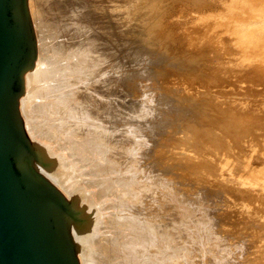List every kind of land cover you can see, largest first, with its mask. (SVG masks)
Returning <instances> with one entry per match:
<instances>
[{
  "label": "rangeland",
  "instance_id": "obj_1",
  "mask_svg": "<svg viewBox=\"0 0 264 264\" xmlns=\"http://www.w3.org/2000/svg\"><path fill=\"white\" fill-rule=\"evenodd\" d=\"M20 12L26 60L31 63L33 55L32 67L40 56L55 72L42 66L54 74L43 76L47 82L39 78L48 88L41 85L44 91L36 92L29 110L36 143L20 107L18 117L27 141L47 160H56L58 168L70 160L61 182L69 175L82 192L73 194L75 202L94 199L92 212L76 207L91 220L83 234L93 239L78 240L86 264H142L143 258L125 253L143 228L158 239L163 235L162 264H264V0H20ZM38 39L49 44L43 54ZM18 88L22 96L23 79L20 85L13 81V93ZM62 101L68 113L86 112L93 129L81 128L65 110L50 111L55 116L45 111ZM36 108L48 116L41 118ZM47 117L55 118V126L77 122L64 125L67 132L59 128L54 140ZM100 138L104 145L96 143H103ZM126 178L136 193L128 202L114 184ZM48 183L65 203L64 193Z\"/></svg>",
  "mask_w": 264,
  "mask_h": 264
},
{
  "label": "water",
  "instance_id": "obj_2",
  "mask_svg": "<svg viewBox=\"0 0 264 264\" xmlns=\"http://www.w3.org/2000/svg\"><path fill=\"white\" fill-rule=\"evenodd\" d=\"M26 75V33L20 0H0V264H86L78 240L90 223L68 197L44 183L57 179V161L27 142L13 81Z\"/></svg>",
  "mask_w": 264,
  "mask_h": 264
},
{
  "label": "bare ground",
  "instance_id": "obj_3",
  "mask_svg": "<svg viewBox=\"0 0 264 264\" xmlns=\"http://www.w3.org/2000/svg\"><path fill=\"white\" fill-rule=\"evenodd\" d=\"M30 1V0H29ZM31 8H32V6H31ZM31 11L33 12V11H35V10H32L31 9ZM35 12H33V14H34ZM36 14V13H35ZM38 14V13H37ZM35 16V15H34ZM34 18V17H33ZM38 19H39V17H37ZM35 20H36V18H35ZM35 20H33L34 21V24L36 23L35 22ZM36 25H42V24H36ZM34 27H35V25H34ZM42 28H45L43 25L41 26ZM40 27V28H41ZM36 28V33H38L37 31H38V29H37V27H35ZM47 29V28H46ZM39 31H40V29H39ZM45 31H47V30H45L44 29V32ZM42 33V32H41ZM38 36H40L39 34H38ZM48 37V36H47ZM45 39H47V38H45ZM51 39H52V36H51ZM48 40V39H47ZM46 40V41H47ZM38 41V52L41 54L42 53V51H47L48 49H47V47L46 48H44L45 46H47V45H49V44H47V45H45V46H42V41H41V39H38L37 40ZM44 42V41H43ZM48 42L50 43V41L48 40ZM52 42V41H51ZM44 44H46V42H44ZM51 44V43H50ZM52 45V44H51ZM52 47V46H51ZM53 49V48H52ZM49 51H52L51 50V48H50V50ZM54 51V50H53ZM43 54V53H42ZM45 54H46V52H45ZM43 55V56H46V55ZM54 54H56L55 52H54ZM39 55V54H38ZM32 56V59H31V63H32V61L34 60V58H33V55H31ZM50 56V55H49ZM48 56V57H49ZM59 57V56H58ZM83 57V56H82ZM44 58V57H43ZM56 58V57H55ZM73 58V57H72ZM84 58V57H83ZM82 58V59H83ZM80 59V58H79ZM92 59V58H91ZM49 60V59H48ZM56 60V59H55ZM61 60V59H60ZM57 61V60H56ZM65 61V60H64ZM67 61H69V60H67ZM66 61V62H67ZM76 61V60H75ZM78 61V60H77ZM83 61V60H82ZM43 61H42V58H40V56L36 59V62H35V64L31 67L30 65H31V63H29V59H27L26 60V68H28L29 66H30V68L29 69H27V71H26V75L24 76V78H23V80H24V86H25V91H24V93H23V95L21 96V98H20V104H19V107H20V113L22 114V116H23V118L25 119V121H26V129H27V132H29V134L31 135V137H32V140H33V142L35 141V143L37 142V139H36V137H35V133H34V131H37L36 129L33 131V128H34V126H33V128L31 127L32 126V120H31V115H30V111L29 110H32V109H30V107H31V103H32V100L34 99V97L36 96V92L38 93V94H40V93H42L41 91H40V89H42L41 88V85L43 84L42 82V84L41 85H39L38 83H40V80H39V78H42L43 76L45 77V74L47 75V74H49V76H53V74L54 73H52V75H50L51 73H48V71H46V70H44V72H43V70L42 69H47L48 68V66L46 67L45 65H47L46 63H45V65H43L44 64V62L42 63ZM61 63H64L63 61H61ZM60 63V64H61ZM68 63V62H67ZM87 63V62H86ZM30 64V65H29ZM51 64V63H50ZM57 64H59V63H57ZM52 65H55L54 63H52ZM65 65V64H64ZM42 66H45V68H42ZM67 67H68V64L66 65ZM49 67H52V66H49ZM54 67V66H53ZM70 67V66H69ZM55 68H53V71L55 72V70H54ZM47 70H49V69H47ZM52 70V69H51ZM45 71L47 72V73H45ZM53 71H50L49 70V72H53ZM41 72H43V73H41ZM57 72V71H56ZM97 75V74H96ZM44 77L42 78L43 79V81H46L45 79H44ZM39 80V81H38ZM47 82V81H46ZM15 83H17L16 81H15ZM45 83V82H44ZM47 84H49V83H47ZM18 85H20V82L18 83ZM44 86H43V88L45 87V85H46V83L45 84H43ZM47 86V88H48V85H46ZM51 88H53V87H51ZM45 89H46V87H45ZM39 91H40V93H39ZM42 91H44V89H42ZM45 91H47V92H49L48 90H45ZM47 92H45L46 94H47ZM51 92V91H50ZM49 92V93H50ZM45 93L43 92V96H46L47 97V95H45ZM18 94H21L20 93V89L18 88V90H17V93L15 92V93H13V96L14 95H18ZM51 94V93H50ZM85 95V94H84ZM92 95V94H91ZM39 96V95H38ZM41 96H42V94H41ZM52 96V95H51ZM36 98V97H35ZM47 99V98H46ZM46 99H44V100H46ZM48 100H49V97H48ZM86 100H87V98H86ZM97 99H92V100H90V101H93V104H95V101H96ZM85 101V100H84ZM89 101V102H90ZM65 102V101H64ZM63 101L62 102H60V104L59 105H56V104H54L53 105V107L51 108V107H49L51 104H48V103H45L47 106H48V108L46 109L45 107L46 106H39V108L40 107H42V109H46L45 111L48 113V112H50V111H57V110H59V112H60V110L62 111V112H64V110H65V112L67 111V107H64V105H66L65 103H64ZM86 102V101H85ZM88 102V103H89ZM97 102V101H96ZM92 103V102H91ZM92 104V105H93ZM43 105V104H42ZM85 105H88L87 103H85ZM98 105V104H97ZM56 106L58 107V109L56 108ZM67 106V105H66ZM89 106V105H88ZM87 106V107H88ZM93 106H96V104L95 105H93ZM100 106V105H99ZM61 107V108H60ZM69 108H70V106H68ZM74 107V106H73ZM39 108H36L35 109V111H36V113H37V109L39 110ZM42 109H41V112L39 113L41 116L42 115H44V116H48V115H46L47 113H44L43 111H42ZM48 109H49V111H48ZM78 109H80V108H78ZM78 109H77V111H78ZM84 109H86V108H84ZM72 110V109H71ZM81 110V109H80ZM79 110V111H80ZM33 111V110H32ZM72 111H75V110H72ZM85 111V110H84ZM88 112V111H87ZM44 113V114H43ZM51 113V112H50ZM78 113V112H77ZM82 113V114H81ZM79 115H77L76 114V112L75 113H73V112H71V113H68V111H67V113L65 114L67 117L69 116L70 118H76L77 117V120L79 119L80 121H78V122H81L80 124L79 123H75L76 125L75 126H77V129L78 130H80L79 129V127H78V125L77 124H79V125H81L80 127L81 128H84L83 127V125H85L86 126V128H88V126L89 125H87L88 124V122L90 123V121L88 120V116L84 113V112H81ZM10 114H11V119H13V121L15 122V124H17V120L18 121H20L19 120V117H18V113H17V109H10ZM38 114V113H37ZM38 114V115H39ZM54 114V113H53ZM52 113H51V115H53ZM56 115H59V117L61 116V114H57V113H55ZM96 114V113H95ZM39 115V116H40ZM65 115L63 114L62 116H64L63 118H66L65 117ZM97 115V114H96ZM102 115V114H101ZM100 115V116H101ZM104 115V114H103ZM53 116H55V115H53ZM78 116H80V117H78ZM94 117H95V115H93ZM34 117V115H33V113H32V119H34L33 118ZM102 117V116H101ZM41 118H44L43 116L41 117ZM62 118V119H63ZM70 118H68V123L70 124V122H71V126H73L72 125V121H73V123H74V121H76V120H72V121H70L69 122V119ZM103 118V117H102ZM47 119H48V121H49V117H47ZM57 119V121H59L58 120V118H56ZM60 119V118H59ZM61 119V120H62ZM94 119V118H93ZM44 120V119H43ZM51 120L53 121V120H55V118L54 119H50V122L48 123V124H51V125H53L54 123L52 122L51 123ZM65 120V119H64ZM96 121H97V116H96V119H95ZM103 120V119H102ZM45 121V120H44ZM92 121V120H91ZM99 121V120H98ZM54 122H56V121H54ZM61 121H59V123H60ZM77 122V121H76ZM104 122V121H103ZM96 123H99V125L98 126H100L101 124L100 123H102V122H96ZM20 124H21V122H20ZM25 124V123H24ZM34 124V123H33ZM40 124V123H39ZM55 124H57V123H55ZM55 124L53 125V129L54 128H57L58 126V128L54 131L53 129L51 130V128H45V130L46 129H48V131L49 130H51L50 132L55 136V135H57V134H54V133H56V132H58L57 130H59V132H58V135H57V137H59V133H60V129L62 128L63 130H65V132H67V131H69V130H66L67 128L69 129L70 128V125H68L67 123L65 124V122L63 121V124H59L58 126H55ZM90 124H92V122L90 123ZM93 124L94 125H97V124H95L94 122H93ZM103 124V123H102ZM60 125H62L61 127H60ZM64 125L66 126V125H68L67 126V128H65L64 129ZM55 126V127H54ZM91 126V128H88V129H93V127H92V125H90ZM89 126V127H90ZM52 127V126H51ZM21 128H22V125H21ZM60 128V129H59ZM73 128V127H72ZM76 127H74L73 129H75ZM103 128V127H102ZM101 128V129H102ZM73 129H71V131H75V130H73ZM100 129V128H99ZM98 129V127H97V129L95 128L94 130L95 131H97V130H99ZM105 129V128H104ZM104 129H102V130H104ZM81 130H83V129H81ZM85 130H87V129H85ZM93 130V132H95ZM70 131V132H71ZM77 131V130H76ZM84 131V130H83ZM22 132H23V129H22ZM49 132V133H50ZM70 132H68V133H70ZM84 132H86L87 134H88V136H89V133L88 132H91V131H84ZM47 134V136H48V132H46ZM63 133H64V131H63ZM72 133V132H71ZM69 134V135H74L75 133H72V134ZM78 133V132H77ZM96 133V132H95ZM126 133V132H125ZM23 134H24V132H23ZM51 134V136H50V134H49V136L48 137H52L53 135ZM81 134V133H80ZM82 134H84L85 135V133H82ZM81 134V136H83ZM92 134V132L90 133V136L89 137H91V136H93V134ZM97 134H99V136H100V131L97 133ZM68 135V134H67ZM79 135V133L78 134H76L75 136H78ZM62 136H64L63 134H62ZM67 136H66V134H65V138H66ZM79 137H80V135H79ZM87 137V136H86ZM53 138V137H52ZM81 138V137H80ZM83 139L85 138L84 136L82 137ZM81 138V140H83ZM126 138H128V137H126ZM45 139V138H44ZM56 139V136L54 137V140ZM76 139V138H75ZM89 139V138H88ZM88 139H86L85 138V140L87 141ZM91 139H93V140H95V138H92L91 137ZM91 139H90V141H91ZM53 140V141H54ZM59 140V139H58ZM61 140H63V139H61ZM68 140V139H67ZM85 140H83L82 142H84ZM100 140L103 142V143H101L100 141H98V142H96V141H94V143L96 142V143H100V144H102V145H104V140L102 139V138H100ZM107 140V139H106ZM125 140V139H124ZM65 141H66V139H65ZM76 141H78V140H76ZM80 141V140H79ZM89 141V140H88ZM28 142V141H27ZM62 142H64V140L62 141ZM42 143V142H41ZM67 143H69L70 144V142H67ZM72 143H74V142H72ZM78 143H80L81 144V142H78ZM89 143H91V142H89ZM55 144V143H54ZM64 144V143H63ZM76 144V143H75ZM93 144V143H92ZM111 144V143H110ZM60 145V144H59ZM84 145H86V144H84ZM87 145H88V143H87ZM93 145H95V144H93ZM98 145V144H97ZM96 145V146H97ZM46 146V145H45ZM55 146V145H54ZM64 146V145H63ZM66 146V145H65ZM73 146V145H72ZM75 146V145H74ZM90 146V145H89ZM88 146V147H89ZM95 146V150L97 149V147ZM112 146V145H111ZM78 146L76 145V148H77ZM83 147V146H82ZM116 147V146H115ZM56 148V147H55ZM79 148V147H78ZM77 148V149H78ZM86 147H84L83 149H85ZM99 148V147H98ZM65 149V148H64ZM80 149H81V147H80ZM79 149V150H80ZM83 149H81L82 151H83ZM71 150V152H72V148L71 149H69V151ZM87 150V149H86ZM86 150H84V152L82 153V151H81V153L82 154H84L85 152H86ZM90 150H91V148H90ZM100 150V149H99ZM113 150V149H112ZM51 151V150H50ZM49 150H48V152H50ZM96 151H98V150H96ZM120 151V150H119ZM52 152V151H51ZM89 152V151H88ZM87 152V153H88ZM73 153V152H72ZM79 154H80V152H78ZM97 153V152H96ZM48 154H51V153H48ZM67 154H68V152H67ZM86 154V153H85ZM98 154V153H97ZM97 154H96V156H97ZM51 155H54L53 153L51 154ZM60 155V154H59ZM62 155V154H61ZM60 155V156H61ZM80 156H81V154H80ZM84 157H85V155H83ZM87 156V155H86ZM90 156V155H89ZM95 156V159L94 158H92L93 160H96V159H98L97 157ZM98 156H100V154L98 155ZM52 157V156H51ZM63 156H61V158H62ZM66 157V156H65ZM78 157V156H77ZM82 157V156H81ZM93 157V156H92ZM102 157V156H101ZM100 157V158H101ZM115 157V156H114ZM54 158V157H53ZM67 158V157H66ZM79 158V157H78ZM87 158V157H86ZM58 159V158H57ZM73 160H74V158H72ZM102 159V161H105V160H103L104 158L102 157L101 158ZM65 160V159H64ZM67 160V159H66ZM92 160V161H93ZM99 160V159H98ZM121 160V159H120ZM69 161V162H68ZM87 161H88V159H87ZM101 161V160H100ZM129 161V160H128ZM58 162H59V160H58ZM62 162H64L63 164H60L61 162H59V164L61 165H59V168L57 167V172H59L58 174H57V179L55 180V181H51V182H53L55 185L54 186H57L58 188H59V190H61V192L62 193H64V195L68 198H70L75 204H76V207L79 209V210H82V209H84L85 211H87V212H90L91 210H92V203H91V205H89L90 204V202L92 201V200H94L92 197V199H91V201H90V196H89V199H87V201L89 202H82V203H76L75 202V196L76 195H78L77 193H76V195L74 196L73 194H75V192L77 191L78 193H79V189H75V186L72 184V182L70 181V177H69V175L68 176H66L67 177V179L65 180V182L63 183V182H61V177H64V173H62V172H60V171H65V167H64V165H66L67 167H68V163H70V160H67L66 162H68L67 164H66V162L65 161H62ZM94 162V161H93ZM120 162V161H119ZM126 162V161H125ZM80 163H82V162H80ZM84 163V162H83ZM82 163V164H83ZM89 163V162H88ZM96 163H98V162H96ZM103 163V162H102ZM107 163V162H106ZM112 163V162H111ZM111 163H109V161H108V164H106V165H109L110 164V166L113 164H111ZM74 164V163H73ZM86 164V163H85ZM90 164H92V163H90ZM101 164V163H100ZM69 165H72V164H69ZM102 166H103V164H102ZM102 166H100V167H102ZM71 167V166H70ZM72 167H74V165H72ZM104 167V166H103ZM102 167V168H103ZM107 167V166H106ZM112 167V171H116L115 169H117V168H115V167H113V166H111ZM97 168H99V167H97ZM113 168H114V170H113ZM61 169V170H60ZM110 169V167H108V170ZM120 169V168H119ZM130 169V168H129ZM79 170V169H78ZM100 170V169H99ZM77 171V170H76ZM96 171V170H95ZM94 171V172H95ZM98 171V170H97ZM109 172V171H108ZM129 172V171H128ZM82 173V172H81ZM99 173V172H98ZM75 174V173H74ZM83 174V173H82ZM90 174V173H89ZM93 174V173H92ZM100 174H101V172H100ZM98 175V174H97ZM103 175H105V173L103 174ZM107 175V174H106ZM105 175V176H106ZM113 175H115L116 176V174H114L113 173ZM127 176H128V174H126ZM126 175H124L125 177H127ZM94 176H96V175H93V177ZM100 176H102V175H100ZM109 176V175H108ZM88 177V176H87ZM99 177V176H98ZM102 177H104V176H102ZM118 177V176H117ZM116 177V178H117ZM130 177V176H129ZM76 178V177H75ZM81 178V177H80ZM96 179H97V177H95ZM110 178H112V177H110ZM64 179V178H63ZM83 179H84V177H83ZM113 180H114V178H112ZM111 179V180H112ZM127 180L126 181H116V183H114V184H116L115 186H116V190H117V188H119L120 189V191H118L117 192V194H118V196L119 197H121L122 199H123V201L125 202V200L127 201V199H128V197H135V190H134V188H133V186H131L130 184H129V179L128 178H126ZM140 179V178H139ZM89 180V179H88ZM91 180V179H90ZM118 180V179H117ZM79 181L80 182H82L80 179H79ZM95 181V180H94ZM100 182H101V180H99ZM70 182H71V184H70ZM84 183L86 182L85 180L83 181ZM82 182V183H83ZM88 183H90V182H88ZM97 183H99V182H97ZM94 184H96V183H94ZM73 185V186H72ZM75 185H77V184H75ZM89 185V184H88ZM112 185V184H111ZM93 186V185H92ZM100 186V185H99ZM105 186V185H104ZM114 185H112V187H113ZM44 187H46V188H50L51 190H53L54 192L56 191L51 185H49V183L47 182V183H44ZM77 187V186H76ZM107 187V186H106ZM79 188V187H78ZM108 188V187H107ZM115 188V187H114ZM81 189V188H80ZM83 190L85 189V188H82ZM111 189V188H110ZM142 189V188H141ZM82 190V191H83ZM86 190V189H85ZM88 190V189H87ZM103 190V189H102ZM115 191V190H114ZM57 192V191H56ZM91 192V191H90ZM103 192H104V190H103ZM80 193H82V192H80ZM79 193V194H80ZM92 193V192H91ZM105 193V192H104ZM115 193H116V191H115ZM90 194V193H89ZM97 195V194H96ZM143 195V194H142ZM137 196V195H136ZM138 196H140V195H138ZM118 198V197H117ZM121 198H119V199H121ZM136 198V197H135ZM96 199V198H95ZM121 199V200H122ZM131 199V198H130ZM135 200V199H134ZM94 202V201H93ZM128 202V201H127ZM88 203V204H87ZM113 205V204H112ZM132 205H134L133 203H132ZM142 205V204H141ZM135 206H136V204H135ZM95 208H93V210H94ZM92 212V211H91ZM108 215V214H107ZM145 217V216H144ZM118 220V219H117ZM116 220V222H120V221H117ZM125 220V219H124ZM123 220V221H124ZM128 220H129V218H128ZM126 221V222H132V220H129V221ZM138 220H140V219H138ZM100 222H102V221H100ZM116 222H114V223H116ZM135 222H136V220H135ZM137 222H139V221H137ZM136 222V224L138 225V224H141V223H137ZM101 224V223H100ZM105 224V223H104ZM110 224V223H109ZM121 224H123V223H121ZM128 223H126L125 225H127ZM129 224H131V223H129ZM128 224V225H129ZM132 224H134V223H132ZM95 225V224H94ZM103 225V224H102ZM102 225H100L101 227H102ZM107 225V224H106ZM116 225V224H115ZM114 225V226H115ZM117 225H119V224H117ZM112 226V225H111ZM121 226V225H120ZM138 226H141V225H138ZM109 228H111L110 226H108ZM116 227V226H115ZM122 227V226H121ZM121 227H119V226H117V228H121ZM129 227V226H128ZM127 227V228H128ZM131 228H133V229H135V228H137V226L135 227H133V225H131L130 226ZM142 227V226H141ZM98 223H96V225H95V231H97L98 230ZM139 228V227H138ZM99 229H101V228H99ZM112 229V228H111ZM114 229V228H113ZM122 229L124 230L125 228L124 227H122ZM121 229V230H122ZM130 229V228H129ZM122 230V233H124L125 231H123ZM99 231V230H98ZM115 231V230H114ZM117 231V230H116ZM129 231V230H128ZM133 231H135V230H133ZM156 232V231H155ZM97 233V232H96ZM126 233H128L127 231L124 233V235L126 234ZM130 233V232H129ZM164 233V232H163ZM135 234V233H134ZM162 234V233H161ZM90 235V234H89ZM89 235H87V234H83V235H81V239H82V241H87V240H89V241H91V239H93V238H89L88 239V236ZM119 235V234H118ZM127 235V234H126ZM109 236V235H108ZM117 236V235H116ZM162 236L163 235H160V237H161V239H158V237H157V235H153V232L151 231L150 232V230H146L145 228H143V229H141L139 232H138V234H136V235H134V238L133 239H131L130 241H129V244L130 245H128V246H131V250H129L128 252H127V255H126V253H125V256H129L128 258H130V259H133V258H136V257H140V258H143V261H142V264H162V260H163V258H164V256H165V252L167 251V248H166V246H163V239H162ZM126 237H132V236H126ZM124 238V237H123ZM109 239V238H108ZM125 239V238H124ZM130 239V238H129ZM88 241V242H89ZM122 241H124V240H122ZM121 241V242H122ZM125 241H127V240H125ZM93 243V242H92ZM108 243V242H107ZM123 243H125V242H123ZM94 244V243H93ZM115 244V243H114ZM113 245V244H112ZM115 245H117V244H115ZM120 246V245H119ZM113 247H115V246H113ZM120 247H123V246H120ZM126 246H124L123 248H125ZM119 249V248H118ZM120 249H122V248H120ZM129 249V248H128ZM112 250V249H111ZM114 250V249H113ZM170 250V252H171V249H169ZM107 251V250H106ZM114 251H116V250H114ZM113 252V251H112ZM121 252V251H120ZM106 253V252H105ZM111 253V252H110ZM114 254L115 253H112L111 254V256L113 255L114 256ZM121 254H122V252H121ZM107 255V254H106ZM120 255V254H119ZM168 255V254H167ZM108 257V256H107ZM120 257V256H119ZM116 258H117V256H116ZM122 258H124V257H122ZM176 258V257H175ZM129 259V260H130ZM166 259H168L167 258V256H166ZM107 260V259H106ZM116 260V259H115ZM114 260V261H115ZM118 260V259H117ZM116 260V261H117ZM122 260V259H121ZM127 260V259H126ZM136 260V259H135ZM122 261H124V260H122ZM129 262V261H128ZM120 263V262H119ZM135 263V262H134ZM120 264H122V263H120Z\"/></svg>",
  "mask_w": 264,
  "mask_h": 264
}]
</instances>
